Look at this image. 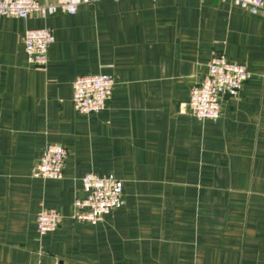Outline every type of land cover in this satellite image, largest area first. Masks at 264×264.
I'll return each mask as SVG.
<instances>
[{
	"label": "crops",
	"instance_id": "obj_1",
	"mask_svg": "<svg viewBox=\"0 0 264 264\" xmlns=\"http://www.w3.org/2000/svg\"><path fill=\"white\" fill-rule=\"evenodd\" d=\"M54 0H39L48 4ZM54 42L44 69L28 29ZM214 54L251 73L220 118L198 120L190 89ZM115 78L106 107L72 105L79 76ZM60 180L32 176L45 147ZM87 173L122 181L120 208L72 218ZM59 227L36 231L41 209ZM264 264V18L219 0H102L76 14L0 17V264Z\"/></svg>",
	"mask_w": 264,
	"mask_h": 264
},
{
	"label": "built area",
	"instance_id": "obj_2",
	"mask_svg": "<svg viewBox=\"0 0 264 264\" xmlns=\"http://www.w3.org/2000/svg\"><path fill=\"white\" fill-rule=\"evenodd\" d=\"M102 0H54L41 4L39 0H0V17L27 19L37 14L45 19L57 12L74 15L81 4ZM118 1V0H113ZM264 18V0H219ZM54 42L48 28L28 29L24 36L27 61L37 69H44L48 62V49ZM204 79L195 84L189 93L191 115L198 120H217L221 115L223 97L238 98L251 73L242 64L227 61L223 54H214L207 65ZM115 78L109 74L79 76L72 82V105L80 114L99 113L106 107ZM69 152L58 144L47 145L35 161L32 176L39 179L60 180ZM85 197L73 203L72 218L77 222L96 225L104 215L122 206V181L113 175L85 174L82 179ZM61 215L53 209L43 208L36 217L39 236L55 231Z\"/></svg>",
	"mask_w": 264,
	"mask_h": 264
},
{
	"label": "water",
	"instance_id": "obj_3",
	"mask_svg": "<svg viewBox=\"0 0 264 264\" xmlns=\"http://www.w3.org/2000/svg\"><path fill=\"white\" fill-rule=\"evenodd\" d=\"M58 264H63V262H62V261H60Z\"/></svg>",
	"mask_w": 264,
	"mask_h": 264
}]
</instances>
